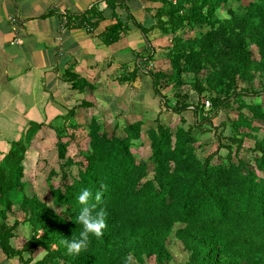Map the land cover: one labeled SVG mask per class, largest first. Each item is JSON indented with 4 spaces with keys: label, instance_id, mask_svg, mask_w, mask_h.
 I'll use <instances>...</instances> for the list:
<instances>
[{
    "label": "trees",
    "instance_id": "1",
    "mask_svg": "<svg viewBox=\"0 0 264 264\" xmlns=\"http://www.w3.org/2000/svg\"><path fill=\"white\" fill-rule=\"evenodd\" d=\"M141 1L139 20L127 0L120 3L145 41L150 44V29L170 38L163 54L145 59L168 62L167 70L154 64L148 71L160 111L155 126H145V119L116 123L108 134L91 118L84 124L86 151L78 154L83 165L69 152L77 137L52 119L55 168L49 165L45 176L49 204L26 191L23 162L37 128L26 145L0 143V250L18 264H124L128 256L130 264H169L175 253L169 242L180 245L176 253H185L177 264H264V104L237 103L264 96V0ZM221 8L225 17L218 15ZM107 29L110 43L128 30L119 18ZM167 88L171 105L161 92ZM162 105L178 114L174 128L159 121ZM220 113L225 118L216 123ZM248 141L247 161L240 152ZM146 145L149 155L143 160L140 150ZM102 184L107 186L104 235L92 237L87 251L68 255L61 240L79 234L76 197L81 189L95 193ZM20 226H27L30 236L16 248ZM39 248L43 254L33 261Z\"/></svg>",
    "mask_w": 264,
    "mask_h": 264
},
{
    "label": "crops",
    "instance_id": "2",
    "mask_svg": "<svg viewBox=\"0 0 264 264\" xmlns=\"http://www.w3.org/2000/svg\"><path fill=\"white\" fill-rule=\"evenodd\" d=\"M126 3L139 20L144 3ZM115 16L128 30L118 32L117 41L110 43L107 28L116 22ZM142 37L120 0H0V143L16 138L23 124H27L22 131L27 139L34 133L27 122L35 121L26 161L28 156L35 157L32 144H42L44 137L52 138L47 142L53 140L54 148L55 130L48 125L52 119L67 134L83 136L84 124L91 118L99 122L101 114L111 131L116 123L154 118L160 111L153 95L151 105L156 110L147 108L149 102L138 91L141 79L133 80L128 74L150 71L157 62H146L147 55L163 54L168 44L159 48L164 38L155 29L148 33L150 44ZM69 118L81 127L75 130L66 125ZM1 253L0 264H18L17 258Z\"/></svg>",
    "mask_w": 264,
    "mask_h": 264
},
{
    "label": "rangeland",
    "instance_id": "3",
    "mask_svg": "<svg viewBox=\"0 0 264 264\" xmlns=\"http://www.w3.org/2000/svg\"><path fill=\"white\" fill-rule=\"evenodd\" d=\"M114 1L115 0H113V2ZM120 4H122V7L124 8L125 3H120ZM218 15L220 17H225V15H226L225 9L221 8L219 10V12H218ZM138 33L139 34L141 33L140 30H138ZM148 38H150V37H148ZM163 38H164V42L163 41L158 42L159 46H160V44L161 45H164V44H166V45L168 44L169 45V39L170 38L169 37L168 38L163 37ZM142 40H143V42L146 43V41H144L143 37H142ZM127 41H128V39H127ZM159 48H162V47L160 46ZM254 52H255V49H254ZM254 54H255L254 56L256 58V53H254ZM165 60L166 59H160V60H157V61L154 60L153 62H155V61L157 62L155 64V66H157L156 69L167 70L168 69V62L165 61ZM152 69H153V67H152ZM137 73H139V72L137 71ZM136 77L138 79H141L140 85L138 86V91H139L140 95L143 94L144 100L146 99V102H149L148 103L149 105H148L147 108L148 109H152V107H155V105H153V106L151 105V102H152L151 99H152V95H153L152 86H151L152 81H153L152 80V76L149 75L148 72H144V73H140V75L139 74H137V75L135 74V77L134 78L131 77V79L135 80ZM254 86H255L256 89H259V86H258L257 82L255 83ZM161 92H162L163 95L167 96L168 105H171L173 103V99L169 98L170 97L169 96L170 89L167 88L165 90H162ZM195 99H196L195 95H193V97L191 99L192 100L191 102L195 101ZM202 102H203V98L201 99L200 103H202ZM237 103H240V104H260V103H263L264 104V96L263 95H260V96H249V97L243 98L242 101H237ZM155 110H156V107H155ZM115 112L116 111L114 110V113ZM99 114H101V113H99ZM161 114L162 115L159 117V121L162 122L164 125L169 126L171 128H174L178 124V122H179L178 114L173 113V112H171V111H169L167 109H164V106L161 107ZM101 116H102V114H101ZM101 116H100V119H99V123L102 124V126L104 125L107 133L110 134L111 133V125L105 120L103 122V119H101ZM218 116H219V118H217L216 123L222 121L225 118V115L223 116L222 113H220ZM231 116H233V114H231ZM73 119H75V117ZM152 119L153 118H149L148 116H146V119H145L146 124H145V126L147 125V126L154 127L155 124L152 121ZM67 120H68L67 121L68 123L71 122L70 121L71 118H69ZM30 121L27 122V123H29L30 127L34 128L35 125H36V122L33 121V120H30ZM133 121H135V120H133ZM125 122L128 123L129 121L127 120ZM130 122H132V121H130ZM255 124L259 125V123H255ZM26 125L27 124L19 125V127L17 128V133H18L17 137L14 138V139L13 138L12 139H5L4 138L5 139L4 143H7L9 141V144H10L13 141L15 142V141L22 140L25 143V145L28 144L29 137H27V139H25V135L22 134V131L25 130L23 128ZM261 127H263V126H261ZM259 134L261 135V132ZM76 137H77L78 141L82 140L81 141L82 144H80L77 149H74V150L71 149L70 152L73 151L76 160L79 161V163L85 165L83 163V161H82V158L79 157V155H78V154H80L82 152H78V151H83V152L86 151L87 143H86V140H83L85 138H82L84 136H76ZM51 139L52 138H50V137H44V142L42 144H40L39 142H37V143L34 142L32 144L33 147L31 148V150L35 151L34 152L35 157L30 159V156H28L27 160L26 161L24 160V162H23V164L26 165L25 166V173H26L25 181H27L28 185H29V186H27L26 191H29V188H30L31 192H33V191L37 192V198L41 199V201H44L47 204H49V199H48V190H47V187H46V184H45V176H46V173L49 171L48 166L53 164V162L51 161L52 160L51 158L55 154L54 153V148L52 146V141L53 140L50 142L49 145H48V142H47V141H50ZM210 141H212V140H210ZM251 144L252 143L249 142V141L246 142L244 147H243L244 149L241 150V152H240V157L244 158L247 161L249 160V156H248L249 152H247L246 148L248 146H250ZM35 148H36V150H35ZM39 149H42V153H40L41 151H39ZM214 149H215V147L211 148V150H214ZM77 152H78V154H77ZM26 154H27V151H26ZM148 155H149V149H148V147L146 145L145 147H143L140 150V156L144 160V159H146V157ZM197 155L202 157L201 153H199V152H197ZM25 158H26V155H25ZM52 168H55V164H53ZM18 217L21 218V215L19 214ZM13 218H14V216L9 215L10 222L13 220ZM29 236H30L29 228L27 226H24V227L20 226L19 229H18V236L16 237V239L14 241L16 247H18V248L21 247L23 242L27 238H29ZM173 242H174V240H173ZM169 243H170L171 246H173L172 248H175L174 249L175 253L172 254L173 255V260L169 264H177V263L183 262L185 253H183V252L176 253V252L179 251L178 248H180V245L177 242H175L174 245H172V242H169ZM31 250H32V248L29 251H27V252H30ZM1 252L2 251H0V253ZM42 254H43V251L38 249L36 252H34V254L32 256L34 257L35 260H38L42 256ZM1 255H2V253H1ZM144 264H153V261L152 260H146V263H144Z\"/></svg>",
    "mask_w": 264,
    "mask_h": 264
},
{
    "label": "clouds",
    "instance_id": "4",
    "mask_svg": "<svg viewBox=\"0 0 264 264\" xmlns=\"http://www.w3.org/2000/svg\"><path fill=\"white\" fill-rule=\"evenodd\" d=\"M107 186L101 185V190L93 193L90 189L83 188L76 197L77 203L81 206L75 216V223L80 226L78 236L71 239H63L61 243L66 246L68 255L78 256L81 252L87 251L91 238L97 239L104 235L107 228V210L102 206L104 191ZM131 256L124 260V264H130Z\"/></svg>",
    "mask_w": 264,
    "mask_h": 264
},
{
    "label": "built area",
    "instance_id": "5",
    "mask_svg": "<svg viewBox=\"0 0 264 264\" xmlns=\"http://www.w3.org/2000/svg\"><path fill=\"white\" fill-rule=\"evenodd\" d=\"M205 105H206L207 107H209V103H208V102H206Z\"/></svg>",
    "mask_w": 264,
    "mask_h": 264
}]
</instances>
